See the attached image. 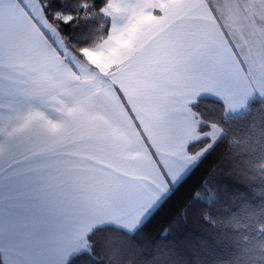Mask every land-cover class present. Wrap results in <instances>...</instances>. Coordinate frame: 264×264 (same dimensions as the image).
I'll list each match as a JSON object with an SVG mask.
<instances>
[{
    "label": "snow or ice",
    "instance_id": "obj_1",
    "mask_svg": "<svg viewBox=\"0 0 264 264\" xmlns=\"http://www.w3.org/2000/svg\"><path fill=\"white\" fill-rule=\"evenodd\" d=\"M207 98L264 117V0H0V264H264L255 125L234 208L205 177L141 239L225 135Z\"/></svg>",
    "mask_w": 264,
    "mask_h": 264
},
{
    "label": "trees",
    "instance_id": "obj_2",
    "mask_svg": "<svg viewBox=\"0 0 264 264\" xmlns=\"http://www.w3.org/2000/svg\"><path fill=\"white\" fill-rule=\"evenodd\" d=\"M99 2V0H97ZM95 26V22L85 25V29L89 30ZM211 98L201 101L200 110L205 113L209 119L216 120L221 127L225 129V135L222 137L221 142L217 145L214 152L207 157L182 183L177 195L168 203L165 211L158 216L152 224H150L145 231L141 234V239L147 244L160 232V229L176 214V212L183 206L184 202L192 197L194 191L200 188L201 182L208 177L209 184L218 194V204L211 209L212 215H225L222 211L223 208H234L232 198L237 197L242 192H246L241 185L234 183L231 179L227 178V173L231 167V162L224 159L225 156L231 155L228 151L229 141L235 138L237 141L244 140L249 134L252 127L255 125L257 130L264 129V117L258 111V102L252 101V106L245 109L242 113L236 115L222 116L218 109L215 108ZM216 165L215 174L209 176V170ZM248 197L246 196L245 199ZM242 203V201H237ZM201 209H197L190 220L186 231L192 232L190 241L196 243V236L204 238V234L197 229L193 228V223L198 219L201 214ZM203 224V221H200ZM207 227V225H205ZM199 245L197 244V247ZM82 264H86L82 262Z\"/></svg>",
    "mask_w": 264,
    "mask_h": 264
},
{
    "label": "crops",
    "instance_id": "obj_3",
    "mask_svg": "<svg viewBox=\"0 0 264 264\" xmlns=\"http://www.w3.org/2000/svg\"><path fill=\"white\" fill-rule=\"evenodd\" d=\"M243 111H245V109H241L235 113H229L228 115H236V114L242 113Z\"/></svg>",
    "mask_w": 264,
    "mask_h": 264
}]
</instances>
